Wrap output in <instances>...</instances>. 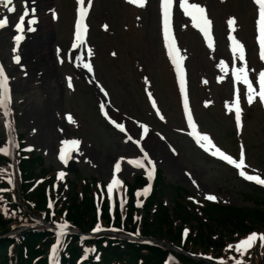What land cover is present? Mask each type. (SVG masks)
I'll list each match as a JSON object with an SVG mask.
<instances>
[{"label":"rangeland","instance_id":"rangeland-1","mask_svg":"<svg viewBox=\"0 0 264 264\" xmlns=\"http://www.w3.org/2000/svg\"><path fill=\"white\" fill-rule=\"evenodd\" d=\"M89 2L88 32L80 58L75 57L76 52L69 58L66 56L73 37L75 0H50V13L53 12L54 17L51 18L49 13L50 17H44L43 23L38 18L36 31L20 42L18 51H14L17 47L14 37L21 33H14L13 28L24 8L31 9V6L28 0H14L16 11L8 14L0 4V16L6 15L10 22L8 29L0 32V65L10 78L14 124L25 147L23 152L33 151V155L41 157L33 173L42 175L45 170L51 175L43 176L46 180L51 179L46 190L52 194L47 196L48 203L56 200L59 209L60 206H71L74 199L82 210L89 212L92 205L95 213H99L103 201L112 204L123 199L125 214L130 197L124 183L145 170L131 166L127 159L140 157L147 169L151 167L149 161L155 163V169H160L169 190H173V185L184 188L189 193L187 200L196 201L199 207L204 201L218 206L254 207L246 195H255L254 191L260 190L247 185L240 177V170L201 148L191 134L174 71L170 59L166 58L160 0H146L144 7L129 0H87V4ZM190 2L206 9L212 21L214 42V49L209 48L203 33L181 15L177 4L174 5L173 25L181 54L186 57L183 67L197 131L207 134L217 147L237 161L243 153L244 171L264 178V103L256 97L249 104L246 87L237 82L242 109L238 124L234 112L236 96L233 92L236 91H233L231 80V65L244 66L243 62L234 60L232 35L245 46L247 66L251 70L249 76L255 88L258 73L264 71V61H257L254 52V10L249 0ZM231 18L237 21L235 32L228 25ZM43 24L48 27L43 28ZM27 25L22 35H25ZM104 25H108L107 30ZM41 36H44L48 55L47 62L39 66L34 65L36 57H32L31 51L27 54V46ZM89 48L91 57L87 54ZM14 55L20 56L19 64L13 60ZM81 57L83 63L92 64V72L83 67ZM221 62L228 65L226 72L221 70ZM230 107L232 111H229ZM101 108L115 123L123 125L125 131L119 132L105 123L100 116ZM69 116L74 122L69 121ZM8 125L5 110L0 107V138L5 140H9L11 134ZM144 126L149 130L147 134L142 131ZM70 139L81 142L79 150L72 151L70 158L75 161L78 172L68 171L59 155L62 142ZM118 162L122 170L117 174L114 166ZM60 173H64L62 179ZM53 175L56 178L53 179ZM82 178L91 184L85 188L78 186ZM113 178H119L122 186L109 197L107 189ZM143 190H138L134 196L138 207L135 221L147 217L143 207L149 197L138 195ZM208 195L216 199L208 200ZM168 204L173 206L172 199ZM177 226L179 232L173 239L179 238L178 241L159 239L157 228L153 229L156 234L153 237L164 243L183 245L227 264L241 260V253L235 250L236 244L252 233L264 234L261 224L253 225L248 234L219 226L216 227L218 232L210 237L224 246L215 248L199 240L192 224L182 227L179 222L173 223V227ZM257 252L264 253L259 240L246 254L256 255Z\"/></svg>","mask_w":264,"mask_h":264},{"label":"trees","instance_id":"trees-1","mask_svg":"<svg viewBox=\"0 0 264 264\" xmlns=\"http://www.w3.org/2000/svg\"><path fill=\"white\" fill-rule=\"evenodd\" d=\"M0 148H3L2 142H0ZM15 160L17 171L12 175L10 173L12 161L0 152L2 178L0 186H5L6 189L0 194L2 197L0 199V235L9 232L14 225L40 221L58 227L66 223L68 228L74 227L82 232H89L99 225L98 220H100L103 231L98 232L99 234L94 233L90 238L73 232L65 234L56 244L59 247L55 260H53L52 252L50 262V248L55 243L56 233L42 225L30 227L20 231L16 236L0 238V264H166L169 255L174 258L170 264H227L208 255L191 251L183 245L166 242L169 246L181 250L177 252L169 249L167 245L160 246L156 242L145 244L122 238L118 234L114 235L111 231L115 227L119 233L150 237L153 240L171 238L178 241L179 238L173 239V237L178 234L179 226L173 227V223L179 222L182 227L189 224L196 227L195 233H198L201 242H206V246L223 248L222 242H216L210 237L218 232L219 226L229 231H242L243 234H248L253 230V225H264V191L257 193L254 191L255 195H246V199L250 200L254 207L218 206V204L204 201L201 208L194 201L187 200L189 193L184 188L173 185V190H169L160 170L153 190L143 207L144 215L147 217L140 221L134 220L138 209L134 201V192L146 183L142 175L135 177L134 182L128 185L127 193L130 199L127 200L128 209L125 214L119 201L115 203L114 211L111 213L106 200L100 205L99 213H95L92 205L88 208L89 212L82 210L74 199L71 206L64 205L66 208L60 206L58 209L56 200L53 202L49 200L48 203L47 196L52 194L47 193L46 190L51 179L46 180L43 176L51 175L45 170H42V175L33 173L36 165L41 162V157L33 154L26 157L18 153ZM16 175L18 179L14 184H8L4 180L6 176H11L14 180ZM80 180L81 183L78 186L82 188L91 184L85 179ZM72 185L76 189V185L74 183ZM75 193L77 195V192ZM169 199H172L173 206L168 204ZM144 227H146L145 231H138ZM108 228H110L109 232H107ZM153 229L159 231L158 238L153 237L156 235L153 234ZM182 240L184 241L183 238ZM97 256H99L98 260ZM240 258L244 260L243 264H264V253L240 254Z\"/></svg>","mask_w":264,"mask_h":264},{"label":"snow or ice","instance_id":"snow-or-ice-1","mask_svg":"<svg viewBox=\"0 0 264 264\" xmlns=\"http://www.w3.org/2000/svg\"><path fill=\"white\" fill-rule=\"evenodd\" d=\"M130 3H136L140 7H144L146 0H129ZM255 4L258 5V20H257V27H258V43L260 49V58L264 60V0H254ZM80 5L79 8V21L76 24V31H75V39L76 44L74 48H80L86 43V35L88 32V26L86 24V17L88 15V10L91 7V3L89 2L88 7H85V0H78ZM0 4H2L7 10L12 13L16 11V8L13 6L14 0H0ZM162 9H163V36L164 40L167 44L168 55L171 57L172 63L175 65L176 71L179 74V82H180V89L184 93V108L187 112V119L188 123L192 128V135L195 136L197 143H199L200 147L209 151L212 156L218 157L222 161H226L229 165L234 166L236 169L240 170L239 174L244 177L246 180L253 181L259 185H264V178H261L258 175H249L244 171L246 164L245 159L243 157V153L241 154V158L237 161L231 155L226 154L222 151L219 147H217L212 139L207 134H201L197 131V126L193 121V115L189 108V98L188 92L186 88V78H185V70L183 67V62L186 57L181 54V50L177 45V41L173 32V7H174V0H162ZM178 7L183 10V13L191 18L193 27L197 28L200 32L203 33L204 37L207 40L208 47L214 49V42L212 36V21L208 18L206 14V9L197 3H191L190 0H179ZM28 15L27 10L22 14L19 18V22L15 25L18 34L14 37L16 42V49L14 51L19 50V44L24 39L22 33L25 30V17ZM35 21H29V23H34ZM237 21L235 18H231L228 20V25L231 28L232 32H235V25ZM9 25V20L7 17L0 19V29H4ZM104 29H108V25H104ZM29 31L34 29L29 28ZM230 40L232 41V52L234 54V60H239L243 62V67L235 68V80L238 83H242L246 87V98L249 104H252L255 98L258 96L261 102H264V71H261L258 76V83H259V91L257 92L256 88L253 85L252 80L250 79L249 72L251 71L247 66L246 61V51L245 46L242 42H240L235 35L230 36ZM88 56L91 57L92 50L91 48L88 49ZM112 55H116L113 53ZM14 60L17 64L20 63V56L16 55ZM81 62L83 63V57H81ZM221 70H227L228 65L224 62H221ZM83 67L86 68L89 72L93 71V67L91 63H83ZM9 77L6 74V71L3 65H0V107L4 108L5 114H11V90L9 87ZM147 79V78H146ZM207 83V81H204ZM71 86V82H70ZM240 90L237 88L236 90V100L234 105V112H235V119L238 124L241 122V113L242 109L240 106ZM107 95V93H105ZM148 95L151 97V93L149 92ZM155 100H153V105L155 106ZM207 106V105H206ZM103 107V105H102ZM233 108L230 107L229 111H232ZM107 114V113H105ZM70 122L72 121L71 116L68 117ZM161 119L163 117L161 116ZM115 123V122H114ZM9 128L12 127L11 123L8 125ZM116 127L121 131H125L124 126L121 124H116ZM143 131L145 134L148 133L147 126L143 127ZM131 139V137H129ZM63 146L60 152V159L66 164L68 160L71 158L70 153L72 151H78L80 141L79 140H65L62 142ZM243 147V146H242ZM0 152H3L5 155L8 154V149L0 148ZM147 156V153H145ZM130 163H134L136 167L144 168L145 164L143 160H136L130 161ZM151 167L147 170V175L151 180L154 177L155 173V163L153 161H149ZM115 172L118 174L121 172V163L115 164ZM64 173H60V178L62 179ZM10 184L13 183L12 179L10 178L8 181ZM122 186V181L119 178H113L110 184L108 185V194L109 197L112 196L115 189ZM6 191V190H3ZM151 191V184H149L142 193H138V195L147 196ZM208 200H215L216 197L212 195H208L206 197ZM2 199V197H0ZM124 200L121 199L120 206L123 207ZM49 207H52V204H49ZM5 213L7 214V209H5ZM68 228L66 223L59 225V236L63 237L65 235V230ZM94 231L99 232L102 231L101 227L97 225ZM138 234V233H137ZM261 242V246L264 247V234H250L246 239L241 240L238 244L235 245V250L241 255L246 254L255 244L257 241ZM59 245H54L52 252H53V260L56 258V253L58 251ZM230 248L232 246H229ZM236 264H243V261L237 260Z\"/></svg>","mask_w":264,"mask_h":264},{"label":"bare ground","instance_id":"bare-ground-1","mask_svg":"<svg viewBox=\"0 0 264 264\" xmlns=\"http://www.w3.org/2000/svg\"><path fill=\"white\" fill-rule=\"evenodd\" d=\"M49 4H50V0H38L36 2V9L38 11V14L40 15L42 23L44 21L43 20L44 17H48L49 18ZM47 11H48V13H47ZM46 27H48V25L45 26L43 24V28H46ZM2 30L4 31V29H2ZM35 41H36V43L33 44L32 42H35ZM31 44H33V45H31ZM46 46H45L44 36L43 37L41 36L40 39L39 38H35V39H33V40H31L29 42V45L27 46V54L28 53L30 54V51H31V54H33L32 57H36L35 58L36 59L35 60L36 63L34 65L41 66L42 63L47 62L46 61V57L48 55V51H47V47ZM41 51H44V54H40Z\"/></svg>","mask_w":264,"mask_h":264},{"label":"water","instance_id":"water-1","mask_svg":"<svg viewBox=\"0 0 264 264\" xmlns=\"http://www.w3.org/2000/svg\"><path fill=\"white\" fill-rule=\"evenodd\" d=\"M68 166H69V168H70L72 171H76V169H75L74 166H73V163H68Z\"/></svg>","mask_w":264,"mask_h":264}]
</instances>
